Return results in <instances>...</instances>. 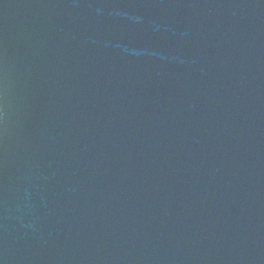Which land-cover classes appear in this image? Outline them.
<instances>
[{
  "label": "water",
  "instance_id": "water-1",
  "mask_svg": "<svg viewBox=\"0 0 264 264\" xmlns=\"http://www.w3.org/2000/svg\"><path fill=\"white\" fill-rule=\"evenodd\" d=\"M0 264H264V0H0Z\"/></svg>",
  "mask_w": 264,
  "mask_h": 264
}]
</instances>
